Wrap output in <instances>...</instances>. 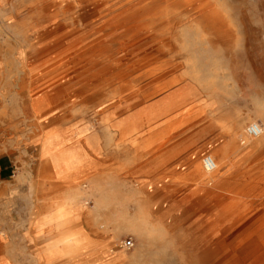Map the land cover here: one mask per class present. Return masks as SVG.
Returning <instances> with one entry per match:
<instances>
[{
    "label": "rangeland",
    "instance_id": "374dc122",
    "mask_svg": "<svg viewBox=\"0 0 264 264\" xmlns=\"http://www.w3.org/2000/svg\"><path fill=\"white\" fill-rule=\"evenodd\" d=\"M1 145L81 167L50 255L78 245L34 259L20 189L0 264H264V0H0Z\"/></svg>",
    "mask_w": 264,
    "mask_h": 264
},
{
    "label": "crops",
    "instance_id": "0c3cea01",
    "mask_svg": "<svg viewBox=\"0 0 264 264\" xmlns=\"http://www.w3.org/2000/svg\"><path fill=\"white\" fill-rule=\"evenodd\" d=\"M7 151L0 146V245L9 242L8 236L1 231L8 226L6 221L11 222L12 227L20 225L13 223L15 219H20L13 216L16 209L9 200L22 189L27 192L25 218L28 231L18 241L24 242L26 239L29 251L36 260L61 258L60 246H57L58 253L54 256L50 255L49 249L53 240L58 239L66 227V217L62 218L61 213L57 215V212L62 207V197L67 190V175L78 170L80 163L74 157L63 156L60 152L52 153L40 149L33 155V160L28 162L30 167L25 174L18 170L17 161L12 156L15 154L9 155Z\"/></svg>",
    "mask_w": 264,
    "mask_h": 264
},
{
    "label": "bare ground",
    "instance_id": "6f19581e",
    "mask_svg": "<svg viewBox=\"0 0 264 264\" xmlns=\"http://www.w3.org/2000/svg\"><path fill=\"white\" fill-rule=\"evenodd\" d=\"M144 7V6H143ZM146 7V6H145ZM142 10H144V8L142 9ZM154 16L155 15H153V16H151L150 18H154ZM149 17V16H148ZM147 18V17H146ZM156 18V17H155ZM131 20V17L129 16V17H127L126 19H125V21H130ZM136 23H137V21H136ZM60 26V25H59ZM117 25L115 24L114 25V27H116ZM143 26V25H142ZM138 29H142V27L140 26H138ZM144 30H146V28L144 29ZM60 31V30H59ZM50 32V31H49ZM113 34V33H112ZM146 35H147V33H145ZM148 36V35H147ZM41 37V36H40ZM48 37V36H47ZM51 38V37H50ZM49 38V39H50ZM150 38V37H149ZM139 41V40H138ZM141 41V40H140ZM138 43V42H137ZM177 91V90H176ZM176 91H174V92H176ZM173 96V95H172ZM187 109V108H186ZM184 110V109H183ZM169 111H171V109L170 110H166V111H163V112H160V114H158L157 116H155V117H153L152 119H154V118H158V117H160V116H163L164 117V121L162 122V123H170V121L172 120V118L171 117H169L170 115H169V113H167V112H169ZM138 114V113H137ZM169 115V116H168ZM168 116V117H167ZM140 124H142V123H140ZM143 125H140V127H142ZM174 134H177V133H174ZM173 134V135H174ZM262 134H263V129H262V131H261V134L258 136V137H256V139H258V138H260L261 136H262ZM163 137H165V136H163ZM174 137V136H173ZM170 138H172V136H168V138L167 139H165V142H168V141H170ZM191 138V137H190ZM172 142V141H171ZM173 144V143H172ZM214 160H215V162H216V168L218 167V162H217V159L214 157ZM216 168H215V170L214 171H212V172H215L216 171ZM137 221V220H136ZM135 222V221H134ZM255 226V225H254ZM253 228V227H252ZM231 231V230H230ZM227 233V232H226ZM259 233V232H258ZM222 235H224V234H222ZM222 237V236H221ZM217 238V237H216ZM220 238V237H219ZM236 238V237H235ZM232 242H234V241H232ZM60 244V247L61 248H67V249H70L71 247H76L77 245H78V241H77V239H74V237H72V236H66V237H64V238H62L61 239V241L59 242ZM72 249V248H71ZM75 249V248H74ZM218 249V248H217ZM70 251H72V250H70ZM215 251V250H214ZM264 251V250H263ZM69 252H67V254H68ZM231 253V252H230ZM262 253V252H261ZM229 255V254H228ZM228 255H226V256H228ZM235 255H236V253H235ZM232 256V255H231ZM258 256V255H257ZM236 257V256H235ZM263 259H264V257H263ZM256 260V259H255ZM253 262V261H252ZM256 262H257V260H256ZM262 263V262H261ZM260 263V264H261ZM264 263V262H263ZM246 264V263H245Z\"/></svg>",
    "mask_w": 264,
    "mask_h": 264
},
{
    "label": "built area",
    "instance_id": "2783aa9c",
    "mask_svg": "<svg viewBox=\"0 0 264 264\" xmlns=\"http://www.w3.org/2000/svg\"><path fill=\"white\" fill-rule=\"evenodd\" d=\"M262 128L259 124L257 123H250L246 126L245 128V133L249 136V137H253L256 138L261 134ZM202 166L204 168L205 171L207 172H212L215 170L216 168V162L214 160V158L211 155H205L202 158ZM122 246L125 249H130L132 246V242L131 240H127V241H122Z\"/></svg>",
    "mask_w": 264,
    "mask_h": 264
}]
</instances>
